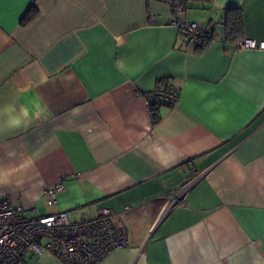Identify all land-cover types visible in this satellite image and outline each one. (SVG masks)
<instances>
[{"label": "crops", "instance_id": "0c3cea01", "mask_svg": "<svg viewBox=\"0 0 264 264\" xmlns=\"http://www.w3.org/2000/svg\"><path fill=\"white\" fill-rule=\"evenodd\" d=\"M182 1L213 26L202 47L183 44L171 0H0V108L43 109L0 130V198L73 221L109 208L128 243L95 264H264V49L235 50L225 30L239 10L235 36L264 40V0ZM165 84L178 99L151 116Z\"/></svg>", "mask_w": 264, "mask_h": 264}, {"label": "built area", "instance_id": "2783aa9c", "mask_svg": "<svg viewBox=\"0 0 264 264\" xmlns=\"http://www.w3.org/2000/svg\"><path fill=\"white\" fill-rule=\"evenodd\" d=\"M184 7L182 0H171L172 23L185 47L198 48L212 41L213 26L182 17ZM233 45L235 50L264 49V40L243 37ZM177 99L178 91L168 84L145 97L151 116L157 105L172 104ZM185 192L172 205L182 202ZM48 193V202L54 204V190L49 188ZM22 210L18 204L0 198V264H23L27 255L45 253L58 256L64 264H95L128 243L126 229L113 223L109 208L99 209L92 218L74 221L65 210L31 216H23Z\"/></svg>", "mask_w": 264, "mask_h": 264}, {"label": "clouds", "instance_id": "9594fccd", "mask_svg": "<svg viewBox=\"0 0 264 264\" xmlns=\"http://www.w3.org/2000/svg\"><path fill=\"white\" fill-rule=\"evenodd\" d=\"M205 95L207 93L202 92L200 98L202 99ZM221 103V101H215L205 106L212 113L211 119L217 123L225 122L229 115L228 106L220 108L219 111H214ZM42 111L43 109L38 99L35 98L20 104L19 108L12 104L5 105L3 108H0V130L26 127L35 118L39 117Z\"/></svg>", "mask_w": 264, "mask_h": 264}, {"label": "trees", "instance_id": "16d2710c", "mask_svg": "<svg viewBox=\"0 0 264 264\" xmlns=\"http://www.w3.org/2000/svg\"><path fill=\"white\" fill-rule=\"evenodd\" d=\"M35 13L34 8H29V10L23 16L21 23L27 22ZM226 23V37L229 40H236L239 37L235 36V33L240 29L241 25V14L239 10L229 9L226 13L225 17Z\"/></svg>", "mask_w": 264, "mask_h": 264}, {"label": "water", "instance_id": "95a60500", "mask_svg": "<svg viewBox=\"0 0 264 264\" xmlns=\"http://www.w3.org/2000/svg\"><path fill=\"white\" fill-rule=\"evenodd\" d=\"M221 27L223 28L224 26H223V25H220V28H221Z\"/></svg>", "mask_w": 264, "mask_h": 264}]
</instances>
